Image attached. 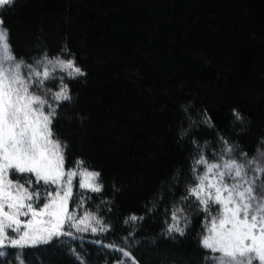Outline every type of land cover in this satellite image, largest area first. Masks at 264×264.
Instances as JSON below:
<instances>
[{"label":"snow or ice","instance_id":"obj_1","mask_svg":"<svg viewBox=\"0 0 264 264\" xmlns=\"http://www.w3.org/2000/svg\"><path fill=\"white\" fill-rule=\"evenodd\" d=\"M18 2L0 0V264H44L41 254L53 252L90 264L88 246L104 264H142L134 250L146 222L160 226L144 238L154 246L195 239L199 264H264V135L251 151L238 139L250 118L233 107L230 130H221L195 97L180 102L175 139L185 163L158 181L139 211L124 213L123 187L73 155L59 130L89 70L67 43L18 51L4 18ZM75 118L81 126L88 119Z\"/></svg>","mask_w":264,"mask_h":264},{"label":"trees","instance_id":"obj_2","mask_svg":"<svg viewBox=\"0 0 264 264\" xmlns=\"http://www.w3.org/2000/svg\"><path fill=\"white\" fill-rule=\"evenodd\" d=\"M4 18L18 51L67 43L89 70L59 130L73 155L123 187L124 213L139 211L158 181L185 163L175 139L180 102L195 97L221 130H230L238 107L250 118L238 133L245 150L264 135V0H19ZM75 112L88 117L82 126ZM159 227L146 222L140 234L134 253L142 264H199L193 238L155 246L144 239ZM88 248L90 264H104ZM41 255L44 264H73L63 254Z\"/></svg>","mask_w":264,"mask_h":264}]
</instances>
